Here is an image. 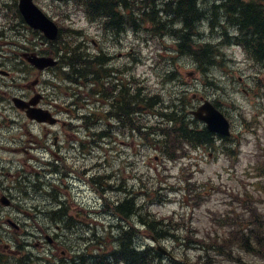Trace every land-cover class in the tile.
Returning <instances> with one entry per match:
<instances>
[{"label": "rangeland", "instance_id": "1", "mask_svg": "<svg viewBox=\"0 0 264 264\" xmlns=\"http://www.w3.org/2000/svg\"><path fill=\"white\" fill-rule=\"evenodd\" d=\"M33 1L52 16L60 27H66L64 35L72 37L69 28L84 30L88 51H92L90 42L95 35L94 25L87 22L83 12L76 11L72 1ZM16 8L17 0H0V60L3 68L11 73L2 78L0 87V188H3L1 192L4 195H11L14 201L9 209L2 205V215L10 210L13 217L26 221L27 229H30L33 217L34 222L37 220V223L45 227L48 224L50 235H58L57 241L62 243L59 245L60 249L65 254L70 249V255L73 256L82 250L88 237L93 235L95 242L97 236H104L105 232L116 233L117 230H112L111 225L121 221L112 212L97 216L92 213L105 204L101 194L89 183L92 175L97 173L110 176L113 190L106 191L110 200L120 197V192L114 191L120 184L134 191H139L144 186L165 187L149 197L138 194L137 203L145 201L150 212L158 218L172 215L177 223L182 220L184 225L190 223L196 231L194 234L200 237L207 238L217 230L221 234H228L229 227H220L215 219L231 214L233 209L241 213L246 203V193L257 213L264 215V192L258 187L261 180L256 177V169L264 156V73L258 76L254 74L255 69L251 67V61L246 58L241 47H222L224 64L220 68L211 67L203 72L188 56H178L176 59L167 57L171 61L156 67L155 61L160 60L156 58V54L162 45L156 40H146L143 32H128L123 37V44L114 48L110 44L106 45L114 54L123 53L114 59L113 64L132 67L136 76L147 83L149 89L162 94L165 104H169L173 97L184 91L190 97L189 107L198 105L201 96L212 101L217 99L219 108L229 118L232 124L229 139L233 140L228 142L230 156L222 152L223 142L219 140L214 147L191 151L189 158L169 161L160 156L154 145H147L138 135H131L114 120L107 137L93 138L92 133L106 129L108 122L99 120L96 125L87 129L82 119L77 118L78 114L89 113L92 106L88 103L83 107L81 100L78 103L80 109L71 105V98L68 96L70 90L65 85H60L56 71L39 75L21 64L17 55H13L17 47L31 46V40L38 39L18 16ZM140 25L147 26L146 23ZM228 31L235 33L232 27ZM221 33V27L211 31L208 23H204L200 25L199 35L195 40L198 43L216 44L225 36ZM174 39L169 36L164 38L167 49H175ZM131 48V55L127 57L126 52ZM160 52L168 56V53L162 50ZM132 55L139 60L134 62ZM164 68L177 70L179 86H176V81L162 83L159 73ZM190 71L195 73L190 75ZM36 77L49 81V86L44 87L40 83L37 88L46 89L51 102L58 105L54 109L57 113L55 116L59 119L55 125L44 127L30 121L9 99L11 95L18 96L28 92V84ZM257 80L261 81L259 87L256 85ZM192 95L195 97H191ZM145 119L154 121V117L150 115ZM54 136H57L55 141ZM228 143H223V146ZM48 160L57 161L60 174L63 171L72 172L67 185L63 183L65 180L62 175L47 172L46 176H42L41 171L54 169L53 166H46ZM187 177L196 182L197 186H204V199L194 207L181 190L184 187L182 181ZM162 194L165 200L158 202ZM60 199L65 204L67 215L74 216L70 228L63 227L65 224L61 219H51L55 215L51 210L57 207ZM134 220L137 224L136 218ZM56 225H59L60 230L55 228ZM136 229L137 245H151L149 233L144 235V228L140 226H136ZM159 243L170 252L187 253L192 264L202 261L196 259L200 253L196 248H181L176 242L166 239ZM241 257L248 264H264V259L256 255L241 253ZM212 261L213 264H241L229 262L221 256H216Z\"/></svg>", "mask_w": 264, "mask_h": 264}, {"label": "trees", "instance_id": "2", "mask_svg": "<svg viewBox=\"0 0 264 264\" xmlns=\"http://www.w3.org/2000/svg\"><path fill=\"white\" fill-rule=\"evenodd\" d=\"M73 1L84 6L88 18L93 12V6L98 2V12L110 16L113 25L126 18L134 32L140 29V24L149 23L148 29L151 34L155 32L160 35L165 31L166 19L163 20V14L166 18L171 17V20L177 19L182 26L175 32H178L177 51L169 56L170 59L188 56L203 72H207L212 65L221 67L224 64L219 60L222 56L217 49L219 46L197 43L193 40L196 35V23L201 16L196 7V0H160L166 1L162 2L161 10L155 8L158 0ZM227 1H231L230 7L226 9L227 12H230L229 8L234 10L230 12L231 15H227V22L237 25L240 33L233 38V41L240 44L251 63L255 65L253 67L258 76L264 73V0ZM159 12L163 14L159 15ZM235 12L236 16H234ZM166 31L169 32L168 29ZM71 35L72 37H69L60 32L58 37V46L62 48H59L60 62L66 69L61 77L67 83L66 87L75 102L79 103L81 100L83 107L88 102L99 103V108L93 110L90 108L89 113L80 115L87 129L94 126V123L101 118L109 120L113 117L131 135H138L149 146L154 145L160 156L169 161L189 158L191 151L201 147H214L217 140L230 142L227 138L222 139L223 137L211 133L202 123L188 115L190 97L187 92L180 91V94L173 97L169 104H165L162 94L149 89L147 83L136 77L132 67L119 65L112 69L107 68L103 54L92 55L83 42L82 44L76 41L77 36L74 32ZM159 59L157 62L161 64L171 61L163 54L159 55ZM177 76L176 69L164 68L159 73L162 83L176 81V86H179ZM257 82L256 85L259 87L261 81L257 80ZM209 83L212 85L211 82ZM106 103H108V111L103 107ZM148 115L154 117L153 122L145 119ZM92 134L100 138L108 134V131ZM223 143L222 152L230 156L229 143L224 146ZM262 159L259 168L256 169V177L261 180L258 187L264 192V156ZM90 182L94 190L101 194L105 203L103 210L112 211L124 220L125 224H119L116 233L111 234L108 231L104 236H97L95 242L92 239L93 242L87 246L86 251L76 258V264H192L187 253L171 252V256L166 258L167 256L161 254L154 246H138L135 226L144 228V235L149 233L148 235L154 236L158 241L167 239L176 242L181 248H196L200 251L196 259L202 261L193 264H213L212 259L216 256L224 257L229 262L248 264L242 259L241 253L264 259V215L257 213L247 193V199L244 201L246 203L241 211L243 215L233 209L231 214L215 219L220 227H229L228 234H221L217 230L214 235L204 238L194 234L196 231L190 223L184 225L183 220L177 223L172 215L158 218L150 212L149 205L145 201L137 203L138 194L149 197L165 187L144 186L139 191H134L120 184V187L114 189L120 192V197L110 200L106 195L107 190H113L109 175L94 174ZM182 183L184 187L181 190L184 197L192 207L197 206L204 199L205 191L204 188L202 189L204 186H197L190 177L184 178ZM163 196L162 194L158 202L165 200ZM66 212V208L54 210L52 214L55 215L51 219L54 221L61 219L66 225H71L74 216L67 215Z\"/></svg>", "mask_w": 264, "mask_h": 264}, {"label": "flooded vegetation", "instance_id": "3", "mask_svg": "<svg viewBox=\"0 0 264 264\" xmlns=\"http://www.w3.org/2000/svg\"><path fill=\"white\" fill-rule=\"evenodd\" d=\"M228 6L230 7L229 4ZM201 10L204 11V16L206 14V16H209V19H213L214 21H219L221 20V18L225 17V12L223 11L220 0H205ZM229 10L234 11L233 8H229ZM93 25L95 27V38L91 39L93 55L98 56V54L105 51L106 53L104 57L106 59V63H113L114 59L121 56L123 53H111V50L106 45L110 44L112 45V48L117 45H122L124 40L123 37H126L128 23L124 21V19H122V21H120V23L117 22V24L113 26L112 29L106 28L103 31L101 25L97 22L93 23ZM112 31L113 35L115 34V36H117L116 38L108 41L104 40L103 37H101L100 32L112 34ZM30 43L31 46L22 45L20 47H17V50L14 51L13 55H17V57L19 58L18 61H20L21 64H24L30 70L38 73L39 75L48 73L49 71H55L58 63L52 66L44 67L42 69H37L26 62L25 57L30 55L31 53H36L40 56H49L50 52L49 43L42 36H39L36 41L31 40ZM128 55L129 51L126 52L127 57ZM2 70L3 64L0 60V87L2 85L1 77L4 74ZM29 72L30 71H27V73ZM8 73L10 74V72ZM40 83L43 84L44 87L49 86L48 79L47 81H43L36 77L31 83L28 84L29 88H26L28 92L18 96L23 98L25 101L32 99L33 101L37 102V106H41L49 110L51 109V112L54 114V109L58 105L57 103L51 102L52 100H50V96L46 92V89L42 90L40 88H37L39 87ZM11 96L13 97V95ZM11 96L9 97L10 100H12ZM1 100L2 99L0 97V103ZM59 106L62 105L59 104ZM19 111L25 115L23 110ZM30 121L33 122L34 120ZM40 124L44 127L48 126L47 123ZM56 139L57 136H54V141ZM0 189V264H50L49 256L51 248L49 247V244H51L52 247H60V241H57L58 235L53 234L51 236L49 233V225L47 224V227H45L40 223H37V220L36 222H34V217L31 218V223L29 225L30 229H27L28 225L26 224V221H22L18 219V217H13L10 210H7L6 214L2 215V204H6L5 206L7 207V209H9L8 207L11 208L14 204V201L9 194H6L5 197L1 192L3 188ZM37 209L38 207H36V210ZM55 228L59 229L60 227L59 225H56Z\"/></svg>", "mask_w": 264, "mask_h": 264}, {"label": "water", "instance_id": "4", "mask_svg": "<svg viewBox=\"0 0 264 264\" xmlns=\"http://www.w3.org/2000/svg\"><path fill=\"white\" fill-rule=\"evenodd\" d=\"M18 9L25 22L31 27L41 30L49 39H54L57 36V25L33 2V0H18ZM29 60L39 68L54 63L53 59L49 57L41 58L33 56L32 58H29ZM14 101L17 106L24 108V101L18 98H15ZM31 103L34 102L31 101ZM190 113L194 117L204 121L210 131L217 132L221 135H229L230 125L227 118L208 100H204L201 105L195 110H191ZM26 114L29 118H33L40 122L47 121L53 123L55 121V118H53L47 110L40 108L28 107ZM157 248L162 253H167V251L161 246H158Z\"/></svg>", "mask_w": 264, "mask_h": 264}]
</instances>
